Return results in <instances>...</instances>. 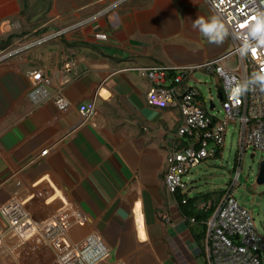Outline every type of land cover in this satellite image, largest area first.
Here are the masks:
<instances>
[{
  "label": "crops",
  "instance_id": "0c3cea01",
  "mask_svg": "<svg viewBox=\"0 0 264 264\" xmlns=\"http://www.w3.org/2000/svg\"><path fill=\"white\" fill-rule=\"evenodd\" d=\"M16 3L0 0V18L16 14ZM48 4L40 37L27 34L0 63V206L34 194L32 203L52 198L60 209L63 198L86 218L84 236L96 233L109 248L105 264H206L203 223H191L164 185L179 113L146 105L149 82L138 69L165 68L161 84L170 86L184 68L226 52L227 30L217 42L193 28L197 17L219 20L203 0ZM34 69L49 80L38 104L28 97ZM58 94L68 108H56ZM92 101L85 118L78 108Z\"/></svg>",
  "mask_w": 264,
  "mask_h": 264
},
{
  "label": "built area",
  "instance_id": "2783aa9c",
  "mask_svg": "<svg viewBox=\"0 0 264 264\" xmlns=\"http://www.w3.org/2000/svg\"><path fill=\"white\" fill-rule=\"evenodd\" d=\"M218 16L231 37V47L220 56L184 68L186 73L203 71L215 76L216 98L220 94L221 115L212 114L214 104H203L200 93L194 87L177 90L184 78L172 79L170 86L161 84L165 68H140V75L149 82L145 94L146 105L153 109H176L179 124L167 152L164 185L173 203L186 204L195 195H190L192 182L189 170L202 165L208 159L222 156L228 126L238 131L236 147L237 171L229 185L215 193L205 202L197 201L200 211L212 210L203 222L205 225L204 257L206 264H264V236L256 229L252 213L234 198L245 155L256 153L264 161V87L254 78L255 72L264 73V44L248 32L255 23L254 17L264 15V0H203ZM245 42L249 48L244 50ZM182 74V73H181ZM29 99L38 104L47 97L49 80L41 69L28 72ZM244 86L239 95L230 90ZM59 110L69 107L61 94L53 98ZM94 102L83 103L79 113L87 118L94 111ZM47 150L41 152L45 154ZM252 156V157H251ZM259 162V163H260ZM60 209L51 207L52 198L35 195L22 200L14 198L0 206L3 226L0 228V264H105L109 248L96 233H89L73 243L67 230L72 225L83 226L86 218L69 206L61 197ZM132 208L133 223L134 209ZM140 206V205H139ZM141 212V210H140ZM143 216V215H142ZM196 223L193 218L189 220ZM136 236L138 232L134 224ZM123 264V263H112Z\"/></svg>",
  "mask_w": 264,
  "mask_h": 264
},
{
  "label": "rangeland",
  "instance_id": "374dc122",
  "mask_svg": "<svg viewBox=\"0 0 264 264\" xmlns=\"http://www.w3.org/2000/svg\"><path fill=\"white\" fill-rule=\"evenodd\" d=\"M16 5V8H18L16 14L11 18L10 15L0 18V58L5 54L9 55L13 48L20 49L23 47L22 45L31 41L32 39L27 34L36 31L33 34L35 37H40V32L46 29V26H40L48 18V0H17ZM11 31L14 32L10 33ZM22 36H24L23 39H21ZM12 45L14 46L12 47ZM5 59H1L0 63L5 61ZM192 76L196 81L193 79L188 80V86L194 87L199 91L200 100H202L203 104H208L211 101L215 106L212 114L220 116L221 108L220 102L216 98L215 76L202 71L194 72ZM237 134L238 131L234 125L228 126L222 156L208 159L202 165L189 170L188 178L193 181L190 195L220 192L225 186L229 185L231 178H234L237 171L235 158ZM250 155L251 153L248 152L242 162L234 198L252 213L257 232L264 236V183H256L261 158L259 153H256L253 159L250 158ZM67 235L73 243H79L84 238L83 231L77 225L69 227Z\"/></svg>",
  "mask_w": 264,
  "mask_h": 264
},
{
  "label": "clouds",
  "instance_id": "9594fccd",
  "mask_svg": "<svg viewBox=\"0 0 264 264\" xmlns=\"http://www.w3.org/2000/svg\"><path fill=\"white\" fill-rule=\"evenodd\" d=\"M254 19L255 23L248 28V32L252 36L256 37V42L258 44H264V15H256ZM192 26L193 28H197L198 26V31L202 32L205 36H207L210 41L219 42L226 31L223 24L220 23L219 20L215 17L207 20L202 17H197L192 21ZM248 48L249 45L247 42H245L244 49H242V53ZM6 55L8 54H5L3 57L0 58V60L6 58ZM254 78L260 83L261 87H264V73L255 72ZM243 91V85L236 86L230 90V94L235 96L241 94Z\"/></svg>",
  "mask_w": 264,
  "mask_h": 264
},
{
  "label": "trees",
  "instance_id": "16d2710c",
  "mask_svg": "<svg viewBox=\"0 0 264 264\" xmlns=\"http://www.w3.org/2000/svg\"><path fill=\"white\" fill-rule=\"evenodd\" d=\"M220 192L215 191V192L199 193L194 198L189 199L186 204H182L180 196H178L179 206L181 207L182 214L187 218H193L196 221V223L199 224L201 222L203 223L210 216L212 210H208L205 212L197 210L194 206L195 203L197 201L207 200L215 193H220ZM204 234H205V225L202 224V236H204Z\"/></svg>",
  "mask_w": 264,
  "mask_h": 264
},
{
  "label": "water",
  "instance_id": "95a60500",
  "mask_svg": "<svg viewBox=\"0 0 264 264\" xmlns=\"http://www.w3.org/2000/svg\"><path fill=\"white\" fill-rule=\"evenodd\" d=\"M220 94L218 95V99H220ZM252 157V156H251ZM256 183L263 184L264 183V161H261L258 166V172L256 176Z\"/></svg>",
  "mask_w": 264,
  "mask_h": 264
}]
</instances>
